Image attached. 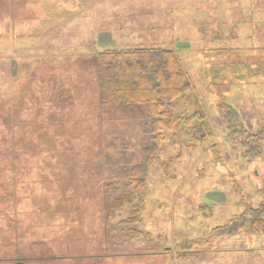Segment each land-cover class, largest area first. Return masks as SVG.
Returning a JSON list of instances; mask_svg holds the SVG:
<instances>
[{
    "label": "rangeland",
    "instance_id": "obj_1",
    "mask_svg": "<svg viewBox=\"0 0 264 264\" xmlns=\"http://www.w3.org/2000/svg\"><path fill=\"white\" fill-rule=\"evenodd\" d=\"M68 1L0 0V11L6 5L17 9L13 18L2 17L0 22V196L3 187H11L7 178L11 173L30 181L29 186H19L16 209H11L13 205L5 207L10 208L7 218L0 212V236L8 232L14 238L26 233L21 223L16 234L10 233L8 215H16L19 222H24L29 215L27 211L32 213L33 207L43 202L37 194L51 191L53 181L45 183L40 175L45 174L48 180L57 178L62 171L71 178L76 171L70 163L76 159L77 166L79 162L97 164L91 156L98 151L99 141L94 139L101 125H104L101 132L107 136L120 131L126 138L125 142L107 138L104 149L110 151V156H101L109 162L136 161L138 147L144 144L139 120L130 119L124 125L120 119L127 117L120 116L117 108L100 113L95 65L103 44H97L101 29L95 13L110 10V3L74 0L78 5L69 8ZM150 2L152 6L165 4V10L154 18L162 20L167 15L169 22L166 31L150 36L163 48L177 52L194 89L185 101L178 103L176 112L191 110L194 100L199 101L214 137L206 145H192L188 125L176 134L166 133L161 156L151 166L146 185L136 190L137 198L144 201L141 206L137 204L140 207L137 227L150 234L151 242L133 240L123 245L126 252L107 257L104 263L264 264L263 233L244 231L209 238L214 228L228 225L248 207H258L264 202V142L263 151L248 153L249 149L229 139L224 119L233 108L249 132L256 133L264 126V10L262 17L256 16V12L250 18L248 6L253 0H199V10L198 0H185L177 5L174 0ZM142 3L146 9L148 1ZM261 4L264 7V0ZM136 35L147 37L139 31ZM102 39H109V34ZM12 118L22 123L18 135L15 133L17 139L13 137V147L11 129L6 125ZM108 119L113 121L110 123ZM36 125L34 131L32 126ZM23 131L30 133L27 140L35 142L36 150L51 147L54 153L46 155L45 160L26 156L22 148L16 154L15 145L22 142ZM42 134H49L52 140L46 143ZM129 145L135 147L134 152L123 154ZM82 146L90 147V153L83 152ZM70 147L79 156L66 154ZM15 158L20 160L19 168L12 167L17 166ZM60 166H64L63 170ZM84 172L78 167L77 173ZM91 172L97 174L95 168ZM96 205L84 203V208L96 209ZM132 212V208L125 207L113 222L131 217ZM67 213L63 212V216ZM36 215L43 225L57 224L50 213L44 215L39 211ZM85 215L78 237L85 240L97 237L101 220L89 212ZM38 228L29 235L38 233ZM184 240L193 241L187 252L183 251L186 255L180 251L183 247L180 250L178 247ZM78 261L87 264L86 259ZM27 264H62V261L43 259Z\"/></svg>",
    "mask_w": 264,
    "mask_h": 264
},
{
    "label": "trees",
    "instance_id": "obj_2",
    "mask_svg": "<svg viewBox=\"0 0 264 264\" xmlns=\"http://www.w3.org/2000/svg\"><path fill=\"white\" fill-rule=\"evenodd\" d=\"M15 10L17 9L6 5L4 10L0 11V22L2 17L13 18L12 14ZM95 67L100 113L103 111L109 113L105 110L107 108H117L121 112L120 116L127 117L120 119L124 125L128 124L130 119L139 120L144 141V144L138 147L139 158L136 161L117 163L109 162L102 157L110 156V151L104 149L108 139L120 138L122 142H125L126 138L120 131L107 136V133L101 132L104 126L101 125V133L98 132L94 139V141H99L98 151L95 150L94 156H91V160L97 161V164H85L82 161L84 164L81 165L79 162L77 166L78 159H76L70 163L76 171L71 178L62 171L56 175L57 178L48 177V180L44 178L45 174L40 175L45 183L53 181L51 191H43L42 186L40 189L43 193L38 192L39 195L37 194L43 202L33 207L32 213L30 210L27 211L29 214L27 222H19L20 218L16 215L10 216L11 213L8 215V221L12 225L10 233L16 234L21 224L27 231L14 238H10L7 231L5 235H1L4 238L0 236V264H19L20 262V264H27L28 261L37 262L43 259H60L62 264H79L81 261L78 260L82 259H86L87 264H106L104 262L107 261V257L119 256L126 252L122 249L123 245L133 240L145 239L149 244L150 234L137 227L140 223L138 217L140 207L138 208L137 204L141 206L144 201L142 198H137L136 190L146 185L151 166L161 156L166 133L176 134L188 125L192 145H206L214 137L212 127L199 101L194 100L191 110L176 112L178 103L185 101L194 89L175 50L166 48L105 49L98 53ZM224 119L229 129V139L239 143L245 150L249 149L248 153L256 154L263 151L261 143L264 142V126L256 133L249 132L233 108H230L229 116ZM107 121L111 123L113 120L108 119ZM6 125L11 129L12 140L10 142L13 147L15 141L13 137H16L15 133L18 135L17 130L22 123L12 118L7 121ZM32 127L35 131L38 126ZM65 133L69 135L68 132ZM29 135V132H22L20 137L22 142L15 145L18 148L16 152L14 151L16 154H19L17 151L22 148L24 152H27L26 156L45 160L46 155L54 153L51 151L54 148L51 147L36 150L35 142L27 140L30 139ZM41 136L46 138V143L52 140L49 134ZM127 148L128 150L123 151V154L135 150L132 145ZM82 150L90 153V147L84 146ZM66 152L71 157L80 154L76 153L73 147ZM18 160L14 159L17 166L12 165V167L19 168L20 160L19 162ZM48 167L51 168V164ZM63 167L60 166L62 170ZM78 167L86 171L85 174L77 173ZM94 168L97 174L91 172ZM40 169L43 170V167ZM7 178H10L11 187H3L4 193L0 196L2 210L0 212L5 218L10 212V208L5 210V207L13 205L11 209H14L20 200L19 186L30 184V181L21 180L13 173ZM56 187L59 188V192H56ZM35 193H37L36 190H34ZM89 202H95L96 209L90 210L89 206L84 208V203ZM127 206L133 209L131 217L117 223L113 222L116 214ZM39 211L44 215L50 213V216L56 219L57 224H52L50 227L43 225L44 223L41 224L43 220H39L36 215ZM65 211L69 212L66 217L63 216ZM86 212H89L90 216L96 215L101 223L97 227L98 233L95 235L97 237H89L85 240L78 237V233L83 225ZM35 227H39L38 233L29 235ZM244 231L249 234H264V202L258 207H248L243 214L232 218L228 225L214 228L209 238L217 235L227 237ZM21 237L22 240L19 239ZM192 242V240L182 241L178 246L179 250L183 247L180 251L187 252Z\"/></svg>",
    "mask_w": 264,
    "mask_h": 264
},
{
    "label": "crops",
    "instance_id": "obj_3",
    "mask_svg": "<svg viewBox=\"0 0 264 264\" xmlns=\"http://www.w3.org/2000/svg\"><path fill=\"white\" fill-rule=\"evenodd\" d=\"M65 1V0H64ZM67 1V0H66ZM73 1V3H72ZM95 4L106 2L110 3V10H103L96 12L95 16L99 20V28L101 29V40H97L98 46L102 43L103 45L100 48L103 49H128V48H163L159 43L150 36L155 32H163L168 28L169 22H167V15H163V19L160 20L158 18H154L156 15L160 14V11L165 10L164 5L160 7V5L152 6L150 1H158V0H146L148 1V6L146 9L143 6V0H94ZM165 3L166 0H159ZM193 2V0H190ZM263 0H253V4L251 6V10H249V17H255L256 12L259 17L263 16L264 7L262 6ZM68 7L74 8V6L78 5L74 0L68 1ZM138 2V3H137ZM145 2V0H144ZM183 4L185 0H174V3ZM201 2H196L197 9L201 8ZM260 4L257 6V4ZM200 4V5H199ZM152 6V7H151ZM167 7V6H166ZM185 8H191V5L184 6ZM179 8H182L181 6ZM158 11V13L156 12ZM164 13V12H163ZM172 18V17H171ZM175 20V19H174ZM172 20L170 23H172ZM261 23V20L258 21ZM167 24V27H166ZM137 31L144 32L147 34V37L142 38L138 37ZM127 34H131L129 37ZM109 34V39L103 41V35ZM135 34V36L133 35ZM132 38V39H130ZM148 43H151L148 45ZM96 44V46H97ZM177 48V47H176ZM101 52V51H100Z\"/></svg>",
    "mask_w": 264,
    "mask_h": 264
}]
</instances>
